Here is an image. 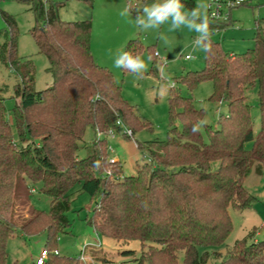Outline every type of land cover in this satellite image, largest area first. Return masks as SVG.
<instances>
[{
    "label": "trees",
    "instance_id": "16d2710c",
    "mask_svg": "<svg viewBox=\"0 0 264 264\" xmlns=\"http://www.w3.org/2000/svg\"><path fill=\"white\" fill-rule=\"evenodd\" d=\"M26 2L35 22L31 34L48 60L52 81L41 90L33 87L32 64L18 65L14 21L0 11L11 28L0 44V60L17 66L20 75L12 121L0 88V264H7V240L16 232L45 234L43 264H77L79 257L54 250L57 237L70 228L66 214L78 192L94 199L86 217L94 231L116 241H139L140 255L133 264H205L210 256L219 264H264V239H236L224 254L207 249L220 247L230 234L229 207H251L255 197L243 184L251 167L258 164V172L264 170V28L256 23L253 47L239 55L224 52L210 38L202 41L209 44L203 68L187 72L180 81L189 90L210 81V100L225 101L227 112L216 126L208 125L204 110L171 86L166 138L138 143L150 160L133 175H122L121 162L109 161L107 131L117 119L132 134L148 122L123 98L110 70L94 61L90 19L61 20V1ZM225 25L209 22V30ZM142 50L133 37L123 54L135 58ZM132 69L122 67L123 72ZM255 86L260 111L256 133L246 102V91ZM87 127L95 135L90 143L82 140ZM246 141L252 142L250 149L244 148ZM35 188L49 197L47 212L31 204Z\"/></svg>",
    "mask_w": 264,
    "mask_h": 264
},
{
    "label": "rangeland",
    "instance_id": "374dc122",
    "mask_svg": "<svg viewBox=\"0 0 264 264\" xmlns=\"http://www.w3.org/2000/svg\"><path fill=\"white\" fill-rule=\"evenodd\" d=\"M59 1L62 5L58 7L57 14L61 20H91L90 50L94 61L110 70L114 82L120 86L123 98L132 105L140 120L149 124L148 127L135 129L131 136H127L124 128L119 125L114 128L112 136H106L108 155L121 162L122 175H133L138 166L148 162L146 148H138V143L145 145L147 141L166 138L169 126L167 95L171 86L181 95L191 97L196 108L204 110L203 122L208 125L216 126L219 116L227 112L225 101L210 100L213 92L210 81H202L192 90L180 81L182 75L198 71L204 65V49L197 47L203 43L197 39L198 33L194 29L190 31L187 25H181L179 29L170 30L171 20L161 24L159 28L147 30L137 23V17L144 15L145 6L163 3V0H146L144 3L142 0H53ZM191 1L192 8L189 0H181L184 11L190 12L195 8L202 16L207 15L206 0ZM0 11L10 15L14 21L11 34L14 37L18 65L22 67V62L32 64L33 87L36 90L49 86L52 78L47 71L48 60L38 51L31 34L35 22L26 0H0ZM187 18L192 19L191 16ZM225 23L220 29L210 30L209 38L218 42L226 53L242 54L254 45V25L259 23L264 28V0H253L250 4L233 8L231 20ZM10 29L0 12V44L10 35ZM130 36L138 38L145 49L136 56L144 61L145 67L123 72L122 67H115V60L123 55ZM19 80L17 66L10 67L0 60V88L10 119V108L17 102L14 86ZM256 89L255 86L246 91L254 133L260 127ZM176 124L179 125V121ZM94 137L92 128L87 127L82 140L90 143ZM203 137L207 139L204 132ZM251 146V141L244 143L245 149H250ZM83 152L81 150V156ZM243 184L255 197L251 207L246 210L229 207L232 230L220 247L207 248L208 250L215 249L224 254L236 239H264V170L259 173L258 164H254ZM30 201L36 209L45 212L49 209V197L36 188L30 194ZM93 207L94 199H90L87 193L78 192L74 195L71 208L66 214L70 228L57 237L59 254L79 257L75 261L77 264H133L134 257L140 255L139 241H116L94 231L86 222ZM22 212L26 214L25 210ZM45 239L44 233H14L7 240V264H33L40 250L45 247ZM96 241L100 244L96 245ZM124 250H133V253L126 255L122 253ZM178 255L180 259L181 252ZM205 264H219V260L210 256Z\"/></svg>",
    "mask_w": 264,
    "mask_h": 264
},
{
    "label": "clouds",
    "instance_id": "9594fccd",
    "mask_svg": "<svg viewBox=\"0 0 264 264\" xmlns=\"http://www.w3.org/2000/svg\"><path fill=\"white\" fill-rule=\"evenodd\" d=\"M137 10L139 11V9ZM125 11L127 12L128 9ZM143 14V17H137V23L143 25L144 30L159 28L161 24L171 20L170 30L179 29L181 25H187L190 31L194 29L198 33L197 39L201 41H208L211 35L207 15L202 16L195 8L190 12L184 11V5L181 3V0H163V3H154L151 6H145L143 8ZM189 16L192 17L191 20L187 18ZM197 20L200 22L197 23ZM197 47H203L204 50H207L209 44H201ZM149 59L151 58L149 57ZM115 67L141 69L145 67V64L140 57L133 58L129 53H124L115 60Z\"/></svg>",
    "mask_w": 264,
    "mask_h": 264
},
{
    "label": "built area",
    "instance_id": "2783aa9c",
    "mask_svg": "<svg viewBox=\"0 0 264 264\" xmlns=\"http://www.w3.org/2000/svg\"><path fill=\"white\" fill-rule=\"evenodd\" d=\"M253 0H206V12L208 15V18L211 22H226L230 21V14L231 10L235 7H238L240 5L250 4ZM48 0H44V5H47ZM156 54V53H154ZM188 55H186L187 57ZM115 125L119 126L121 125L124 128V133L127 136H131L132 132L129 127L125 126L121 120L117 119L115 121ZM115 126V127H116ZM114 128H111L107 131V135H113ZM101 136V133L97 132V137ZM116 159H112L109 157V161L113 162ZM150 160V158L148 159ZM110 171H107V174H109ZM34 191V189H32ZM96 245H99V241L95 242ZM58 250H54V253H57ZM48 254V250L46 248H42L40 250V253L35 259V264H43L46 256Z\"/></svg>",
    "mask_w": 264,
    "mask_h": 264
},
{
    "label": "crops",
    "instance_id": "0c3cea01",
    "mask_svg": "<svg viewBox=\"0 0 264 264\" xmlns=\"http://www.w3.org/2000/svg\"><path fill=\"white\" fill-rule=\"evenodd\" d=\"M146 0H142V2L144 3ZM189 2H190V8H192V1L191 0H189ZM124 7V6H123ZM230 20H231V14H230ZM256 25V24H255ZM255 25H254V30H255ZM254 34V33H253ZM129 35H131V34H129ZM131 38H133V36H130L129 38H128V41H129V39H131ZM127 41V42H128ZM229 54H232V53H229ZM93 140H94V138H93ZM92 140V141H93ZM91 141V142H92ZM118 160V159H117ZM248 209V208H247ZM244 210H246V209H244ZM254 228V227H253ZM249 233V232H248ZM255 234H257V232L255 233ZM255 236V235H254ZM243 238V237H242ZM257 240H261V239H258V238H256V237H254V240L253 241H257Z\"/></svg>",
    "mask_w": 264,
    "mask_h": 264
}]
</instances>
